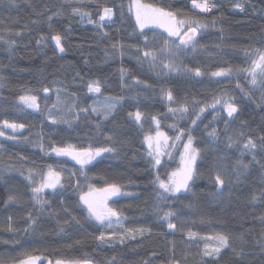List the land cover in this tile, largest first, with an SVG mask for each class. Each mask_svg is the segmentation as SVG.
<instances>
[{
  "label": "trees",
  "instance_id": "trees-1",
  "mask_svg": "<svg viewBox=\"0 0 264 264\" xmlns=\"http://www.w3.org/2000/svg\"><path fill=\"white\" fill-rule=\"evenodd\" d=\"M31 2L37 11H43L47 5L51 11L62 8L64 15L53 17L50 30L45 17L37 16L24 0H17L19 7L16 8H13L8 0H0V37L16 41L11 51L8 45L0 41V77H3V80H0V84H3V87H0V121L7 119L10 122L23 123L25 129L16 135L28 136L32 141L14 142L0 137V145L3 146V151L0 152V177H3L0 179V257L7 258L6 264H13L14 259L22 258L25 253L39 256L41 261L48 264L49 261L55 264L57 259L77 258H87L95 264H106L107 260L115 255V264H145V261L149 264H161L171 256L167 250L168 240L171 239L176 243L177 258H181L180 253L189 254L186 261L182 260V264H199L198 244L202 247L203 242L186 241L182 231L167 237L160 235L161 232H167V225L158 221L153 212L154 193L157 189L151 181L155 179V170L149 163L151 158L146 155L148 151L144 137L154 131L152 116L161 120L163 128L173 123H176L178 128H187L190 125L191 110L185 119L173 120L172 114L168 112L169 102L161 98V88L171 89L177 102L185 97L191 102L195 97L202 104L210 103L214 96L227 90L235 97V103L241 107L239 119L231 124L228 131H239L240 120H246L249 128L245 131L250 135L264 132V110L242 96L236 88L237 77L233 76L229 81L209 75L220 67L247 66L242 49L258 46L259 38L264 36V15H261L264 0H241L245 5L243 12L232 9L231 5L236 0H212L217 8L208 14L193 10L191 0H141L143 3L171 7L173 11L179 10L187 17H200L201 22L211 23L213 18L217 20L215 28L204 29L197 36L196 51L189 50L179 60L193 69L200 68L205 73L201 77L184 72L157 75L149 69L147 63H138L135 49L127 45L142 46L144 39L135 27L134 16L129 12L130 0H95V3L84 6V10L90 12L93 19L98 18L102 6L113 7V21L105 22L110 24L104 29V32L108 33L107 37H103L87 19L81 22L79 16H71V8L63 5L62 0ZM50 14L51 12H47L45 15ZM33 20L39 23L32 24ZM6 28L11 31H4ZM16 31L22 34L16 36ZM144 31L149 38V47L159 48L163 38L167 36L155 28ZM55 33H60L63 37L64 53L55 50V44L51 40V35ZM41 34L48 37L47 47L36 44ZM117 41L125 45V54L122 57L118 53L106 57L105 50L112 52L111 45ZM122 67L128 71L126 83L132 84V78L136 77L151 87L137 85L133 88H122ZM96 80L101 84L100 99L125 97L118 105L114 117L101 122L99 132L95 129V122L99 118L92 117V122H89L83 118V113H80L81 119L72 128L65 124L52 125L45 119L44 114L56 101V94L49 92L46 96L42 91L44 86L63 89L61 96L69 103L75 99L78 105L87 106L97 99L87 90L89 82ZM216 80L222 82L217 83ZM239 83L241 86H247L243 76H240ZM28 89H31V94L38 96L41 108L38 113L24 108L19 102L20 95L29 94ZM259 95L260 92L256 91L255 96ZM137 109L144 114L142 127L128 116L129 112L134 113ZM73 114L75 116L77 113ZM57 115L65 114L61 112ZM214 115L215 111L208 108L197 122V126H193L195 145L205 149L202 158L197 161L200 178L195 181L193 191L178 194L180 199L170 197L169 202L162 203V206L165 209L171 207L179 210L180 219L174 222L183 231L191 229L201 235H210L223 230L235 237L240 232L251 229L252 234L246 236L249 242L246 250L255 249L258 252L254 237L259 239L261 224L255 217L264 213V205H253L249 200L253 191H259L261 187L260 173L258 167H254L243 184L228 185L222 196L213 195L216 186L210 181V176L217 170L230 171L238 155L235 150L225 147L226 113L221 111L216 120L213 119ZM212 127H216L221 134L214 150L209 147L212 141L206 134ZM167 131L172 135L177 132L171 127H168ZM5 132L11 134L8 129H5ZM38 133L43 136V143L48 148L49 155H44L39 147L34 146V143L38 142ZM106 136H111L113 140H106ZM66 143L77 148H88L90 145L115 147L116 152L104 153L91 164L85 165L81 174L80 166L51 155L50 145L63 146ZM21 156L25 159L21 160ZM244 159L247 162L251 157L246 156ZM48 165H52L55 170H63L62 182L65 187L58 188L55 192L46 191L43 195L49 201L51 209L45 206V211L38 214L24 176H27L28 168L35 167L45 172ZM21 172L24 173L23 176ZM112 183L120 185L123 192L132 193L122 195L109 205L122 212L123 226L133 229L151 228L153 235L145 237L142 242L138 238L123 245L116 243L108 247L105 244L98 248L95 236L100 231L111 232L113 229H102L94 221H85L81 212L82 206H78L79 196L86 193L89 186L102 189ZM10 192L19 194L17 203H6ZM189 204L193 205V208L186 207ZM62 207L69 208L73 215L78 216L83 227L74 223L63 225L65 233H60L59 227L66 218V214L60 211ZM51 210L60 212L59 222L57 217L51 215ZM29 211L34 216L38 215L40 223L34 230L25 232V217ZM9 217L14 232L7 231ZM201 217L212 222L202 224ZM77 240L80 241L78 245L75 243ZM234 243L238 242L234 240ZM153 252L159 255L153 257ZM229 258L226 256L225 260ZM256 264H259L258 259Z\"/></svg>",
  "mask_w": 264,
  "mask_h": 264
},
{
  "label": "snow or ice",
  "instance_id": "snow-or-ice-1",
  "mask_svg": "<svg viewBox=\"0 0 264 264\" xmlns=\"http://www.w3.org/2000/svg\"><path fill=\"white\" fill-rule=\"evenodd\" d=\"M9 4L13 7H19L17 0H8ZM24 3L33 9L37 16H44L48 22V27L52 29L53 17H60L64 15L62 8H57L55 11L46 5L43 11H37L32 4L31 0H24ZM95 3V0H62L63 5H67L71 8V16H79L81 22L87 19L89 24L94 25L103 37H107L108 33L104 32L105 27H109L110 24L105 22H112L114 10L113 7L102 6L99 12L98 18L93 19L90 12L84 10V6ZM192 9L198 11L201 14L212 13L217 5L212 0H191ZM122 7V5L120 6ZM232 9L243 12L245 5L241 0H236L231 5ZM47 12H51L50 15H45ZM129 12L135 18V27L139 30V34L144 39V44L141 45H127L129 48H134L136 53V60L141 65L147 63L149 69L157 75H168L171 73H189L195 77H201L203 73L200 68H191L179 62L180 57L184 56L189 50L195 52L198 44L197 36L201 34L202 30L209 27L215 28L217 26V20L212 19L211 23L201 22L200 17H187L181 14L179 10L173 11L171 7L165 8L163 6H157L152 3H143L141 0H130ZM121 15H123L121 13ZM261 15H264V10H261ZM223 18V14H221ZM39 21L33 20L32 24H37ZM27 27V26H25ZM149 27L161 28L167 36L163 38V43L159 48L149 47V38L145 33V29ZM6 32H10V29H4ZM223 31V29H221ZM22 33L16 31L15 35L20 36ZM48 37L45 34H41L36 40L37 45L47 47ZM51 40L55 44V50L59 53L65 52V47L62 44L63 37L60 33L51 35ZM0 41L8 45L9 51H11L16 44L15 40L4 39L0 37ZM220 47V45H217ZM112 52L105 50L106 57L115 56L117 53L122 57L125 52V45L122 42H115L111 45ZM244 53L245 61L247 62L246 67L233 68L220 67L215 71H212L209 75L212 78H223L231 80L233 76L237 77L236 88L240 90V93L245 99L252 101L261 110H264V36H261L258 41V46L242 49ZM87 64V61H85ZM159 68V72H157ZM79 75V74H77ZM128 75V71L123 67L120 69L121 87L133 88L137 85H143L144 87H151L145 81L133 77L132 84L126 83L125 77ZM240 76L247 81V86H241L239 83ZM3 80V77H0ZM217 83L222 82L216 80ZM3 87V84H0ZM88 93L92 96H96L97 99L87 106H80L75 99L71 103L61 96L63 89L50 88L44 86L42 91L47 94L49 92H55L56 101L52 104V107L48 109L47 113L44 114L45 119L52 125L65 124L69 128L81 119L80 113H83V118L89 122H92V117H98V121L95 122V129L99 132L101 128V122L108 121L114 117L118 105L125 99L124 96L118 97H106L103 102L99 100L101 94V84L99 80L89 82L87 86ZM259 91V97L255 96V92ZM29 94L20 95L19 102L28 109L33 111H41L38 103V96L31 94V89H28ZM161 98L169 102L168 112L172 114L173 120L185 119L190 110L192 116L190 118V125L187 128L177 127L176 123L169 125V127L176 129L177 134L175 137H169L164 132L160 131V122L156 116H152V121L156 125L155 135L147 134L144 137V143L148 148L147 156L151 157L149 163L152 168L161 164L160 157L165 153L164 149L167 147H176V142L180 141L183 137L187 136L186 142L183 144V152L180 155V167L173 171L167 180L161 179L159 175L155 176V179L151 183L155 186L157 191L154 193L155 202L153 204V212L158 221H162L163 224L167 225V232H161L160 235L167 237L168 235H174L177 231H182L186 241H201L202 247L198 255L200 257L199 264H256L258 259L259 264H264V213L255 217L261 224V231L259 233V239H255L254 242L258 252L253 249L247 251L248 240L246 236L252 234L251 229H246L244 232H240L235 237L228 232L223 230L216 231L214 234L201 235L191 229L183 231L178 228L176 222L180 219V212L174 208L165 209L162 203L169 202L170 197L180 199L178 194L191 193L193 191V185L195 181L200 178L198 172L197 161L202 158V153L205 149H201L195 145V137L193 136V126H197V122L201 120L202 114L208 108H212L215 111L213 117L214 120L220 117L221 111L226 113L227 119L224 120V136H225V147L229 150H235L238 153L235 160L233 161L230 171H214L210 176V181L214 182L216 186V192L214 196H222L224 189L228 185H240L243 184L249 174L252 172L254 167H258L260 173V184L259 191H253L250 196L249 203L255 205L260 203L264 205V132L257 135H250L245 131L249 128L246 120H240L239 131L229 132L228 129L233 122L239 119L241 107L235 103V97L232 96L227 90L223 94L214 96L210 103H201L195 97L192 98L191 102L185 97L180 102H177L171 89L161 88ZM175 105V106H172ZM219 106V107H218ZM22 110V109H21ZM66 111L67 113H77L75 116L68 115H57ZM128 116L133 119L139 126H143L144 114L137 109V111L129 112ZM264 119V117H262ZM211 123V122H210ZM208 128V125L205 126ZM5 129L10 130L11 134H7ZM25 129L23 123L10 122L7 119L0 121V137H4L7 140L20 142L23 140L25 143H31L28 136H18L16 133H22ZM249 131H254L249 129ZM207 136L212 141L209 147L215 149L216 144L220 141V132L216 127H212L210 131H207ZM38 142L34 143V146L39 147L40 151L44 155H49L48 148L43 143V136L37 134ZM106 140L112 141L111 136H106ZM172 140V144H169V140ZM51 153H54L58 157H68L75 161L80 166L81 174L85 165L91 163L96 157L102 155V153H115V147H92L88 148H77L73 144L66 143L63 146L50 145ZM3 151V146L0 145V152ZM170 155V153H167ZM251 157L250 160L245 162V157ZM21 160L25 157L21 156ZM27 176H24L25 180L28 181L30 191L32 193L31 200L34 202L36 212L41 214L45 211V206L51 209L49 201L44 198L45 190L51 189L53 192L58 188H64L65 185L63 180V170H55L52 165L47 166V171H40L35 167L27 169ZM75 173H73L74 175ZM23 176L24 173L21 172ZM39 177V179H37ZM3 179V177H0ZM194 194V193H193ZM121 195H132V193L123 192L121 186L112 183L102 189H93L89 186L88 193H81L79 196V205L81 212L84 214L85 221H94L100 225L102 229H113L111 232L100 231L95 236V240L98 242L97 247L100 248L107 244L108 247H112L114 244L119 243L125 244L129 240H137L140 238L141 242L145 237L153 235L151 228H126L122 224L123 214L119 210L108 206L107 201L113 196ZM20 199L19 194L10 192L7 196L6 203H17ZM188 208H193V205H186ZM66 214V218L63 220V224L59 227L60 233H65V227L63 225L76 224L83 227L81 219L73 215L67 207L60 209ZM51 215L59 218L60 212L51 210ZM27 226L24 228L25 232L34 230L39 226L38 215L34 216L29 211L25 217ZM59 222V219H58ZM210 219L204 217L200 218V223H211ZM115 226V227H114ZM8 232H14L15 229L11 225V217H9V225L7 228ZM234 240L238 243H234ZM8 241H5L7 243ZM75 243L78 245L80 241L77 240ZM168 252L171 253L169 259L161 264H182V260L188 259V253H180L181 258H177L176 243L174 240H168ZM71 247V245H69ZM159 253L153 252L152 256L155 257ZM229 256L228 260L225 257ZM116 256L113 255L106 264H115ZM7 258L0 257V264H6ZM41 257L35 255L23 254L22 258H16L13 260V264H39ZM52 264V261H49ZM55 264H95L94 261L87 258L77 259H57ZM145 264H149L145 261Z\"/></svg>",
  "mask_w": 264,
  "mask_h": 264
},
{
  "label": "rangeland",
  "instance_id": "rangeland-1",
  "mask_svg": "<svg viewBox=\"0 0 264 264\" xmlns=\"http://www.w3.org/2000/svg\"><path fill=\"white\" fill-rule=\"evenodd\" d=\"M192 6V5H191ZM149 28H155V29H158L159 31H161V32H163V33H165L164 31H163V29H161V28H156V27H149ZM146 29H148V28H146ZM166 35H167V33H165ZM95 98H97L96 96H94ZM99 100L101 101V102H103L104 100L103 99H100V96H99ZM25 108V107H24ZM26 109H28V108H26ZM28 110H31L32 112H34V113H38V112H40V111H33L32 109H28ZM62 113H64L65 115H68V116H74V114L73 113H67L66 111H63ZM158 120H159V122L161 121L159 118H157ZM154 124V123H153ZM154 131H153V133L151 134V135H155V131H156V125L154 124ZM168 127L169 126H165L164 128H163V126H162V124H161V122H160V131H162V132H164L166 135H168L169 137H175V135L177 134V132H176V134H174V135H172V134H170L167 130H168ZM186 139H187V137L185 136V137H183L180 141H177L176 142V147H167V148H165L164 149V151H165V153L166 154H164V155H162L161 157H160V159H161V164L160 165H157L155 168H154V172H155V176L156 175H159L160 177H161V179H164V180H167L168 179V176L173 172V171H175V170H177L179 167H180V155H181V153L183 152V144L186 142ZM172 140L170 139L169 140V144H172ZM145 148H146V150L148 151V148H147V146H146V144H145ZM167 153H170V155L169 154H167ZM104 153H102V155H103ZM51 155H53L55 158H60V159H65V160H68L69 162H71V163H73V164H76L75 163V161H73V160H71L70 158H68V157H58V156H56L54 153H51ZM101 155V156H102ZM100 157V156H99ZM99 157H96V159H94V161L95 160H97ZM151 158V157H150ZM76 165H78V164H76ZM79 166V165H78ZM47 171V170H46ZM45 171V172H46ZM46 191H53V190H51V189H46L45 190V192ZM89 192V190L86 192V193H88ZM122 196V195H121ZM121 196H113V197H111L108 201H107V204H108V206L110 205V202L111 201H113V200H116V199H118V198H120Z\"/></svg>",
  "mask_w": 264,
  "mask_h": 264
},
{
  "label": "flooded vegetation",
  "instance_id": "flooded-vegetation-1",
  "mask_svg": "<svg viewBox=\"0 0 264 264\" xmlns=\"http://www.w3.org/2000/svg\"><path fill=\"white\" fill-rule=\"evenodd\" d=\"M39 264H48V263H46V262H43V261H40V262H39Z\"/></svg>",
  "mask_w": 264,
  "mask_h": 264
},
{
  "label": "water",
  "instance_id": "water-1",
  "mask_svg": "<svg viewBox=\"0 0 264 264\" xmlns=\"http://www.w3.org/2000/svg\"><path fill=\"white\" fill-rule=\"evenodd\" d=\"M89 164H91V163H89Z\"/></svg>",
  "mask_w": 264,
  "mask_h": 264
}]
</instances>
